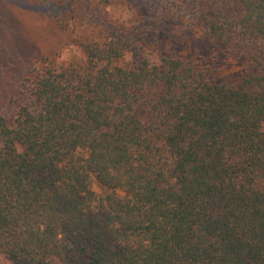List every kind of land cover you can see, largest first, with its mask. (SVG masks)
<instances>
[{
  "label": "trees",
  "instance_id": "16d2710c",
  "mask_svg": "<svg viewBox=\"0 0 264 264\" xmlns=\"http://www.w3.org/2000/svg\"><path fill=\"white\" fill-rule=\"evenodd\" d=\"M43 1L83 57L0 88V264H264V0Z\"/></svg>",
  "mask_w": 264,
  "mask_h": 264
},
{
  "label": "rangeland",
  "instance_id": "374dc122",
  "mask_svg": "<svg viewBox=\"0 0 264 264\" xmlns=\"http://www.w3.org/2000/svg\"><path fill=\"white\" fill-rule=\"evenodd\" d=\"M46 6L43 0H0V88L13 82L28 64L36 74L43 72L50 61L67 65L82 59L83 49L76 43L77 34L72 30L57 34ZM102 12L117 23L126 22L131 16L123 7L110 6ZM92 34L97 35L98 29L78 30L79 37ZM154 38L160 39L170 51L177 49L185 56L203 58L219 79L241 71L238 60L225 57L216 44L205 40L199 32L186 30L185 26L161 29ZM94 189L101 191L96 182Z\"/></svg>",
  "mask_w": 264,
  "mask_h": 264
}]
</instances>
